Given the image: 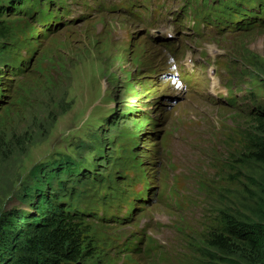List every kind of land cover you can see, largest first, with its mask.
Segmentation results:
<instances>
[{
    "label": "rangeland",
    "instance_id": "rangeland-1",
    "mask_svg": "<svg viewBox=\"0 0 264 264\" xmlns=\"http://www.w3.org/2000/svg\"><path fill=\"white\" fill-rule=\"evenodd\" d=\"M204 1L68 0L44 24L4 18L0 46L18 42L0 65V216L29 208L36 167L70 155L111 183L100 198L123 195L80 224L77 264H204L221 211L254 203L262 173L237 161L264 107V28L231 29L224 0Z\"/></svg>",
    "mask_w": 264,
    "mask_h": 264
},
{
    "label": "trees",
    "instance_id": "trees-1",
    "mask_svg": "<svg viewBox=\"0 0 264 264\" xmlns=\"http://www.w3.org/2000/svg\"><path fill=\"white\" fill-rule=\"evenodd\" d=\"M56 1L58 7L51 10L53 0H0V39L14 35L11 27L2 24L9 14L30 17L39 24L55 17L65 18L68 15L65 8L68 0ZM236 1L238 3L233 0L219 1L217 7L219 11L232 12L233 20L238 18L235 24L238 29L249 32L258 27L264 28V0ZM204 2L205 6L211 3ZM245 3L253 6L244 9ZM27 25L31 27L30 23ZM17 42L13 41L14 44ZM14 44L0 46V65L16 57L13 56ZM228 96L230 104L234 105L233 87L228 88ZM254 112L261 135L253 133L247 136L248 150L237 161L238 169L257 166L262 173L261 180L250 178L256 189L254 193L250 192L248 201L254 200V203L248 207L245 205L243 212L228 208L221 211L216 232L205 240L206 248L202 252L204 264H264V107ZM80 150L83 151L84 146H80ZM114 164L121 170L127 165L133 167L123 157ZM82 166L76 158L61 155L43 168L36 167L34 184L25 191L24 198L29 208L0 216V264H77L83 258V230L80 224L91 221H87V215L98 216L97 204H102L106 210L103 211L107 212L113 207L109 198L114 200L123 195L114 197L116 191L113 190L110 197L100 198L99 190L110 189L111 183L100 174L82 170ZM125 184L131 187V183ZM247 209L252 216L247 215ZM99 219L95 217L94 220ZM131 245L128 249L137 250L136 243Z\"/></svg>",
    "mask_w": 264,
    "mask_h": 264
},
{
    "label": "bare ground",
    "instance_id": "bare-ground-1",
    "mask_svg": "<svg viewBox=\"0 0 264 264\" xmlns=\"http://www.w3.org/2000/svg\"><path fill=\"white\" fill-rule=\"evenodd\" d=\"M234 2H237V1H235V0H233ZM150 195V194H149ZM148 203V202H147Z\"/></svg>",
    "mask_w": 264,
    "mask_h": 264
}]
</instances>
